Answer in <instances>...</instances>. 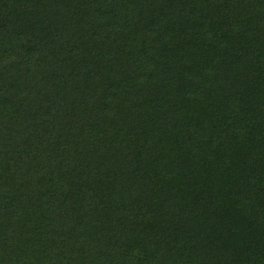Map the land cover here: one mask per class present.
<instances>
[{
  "label": "trees",
  "instance_id": "16d2710c",
  "mask_svg": "<svg viewBox=\"0 0 264 264\" xmlns=\"http://www.w3.org/2000/svg\"><path fill=\"white\" fill-rule=\"evenodd\" d=\"M0 264H264V0H0Z\"/></svg>",
  "mask_w": 264,
  "mask_h": 264
}]
</instances>
